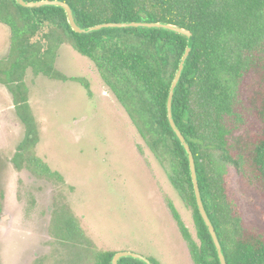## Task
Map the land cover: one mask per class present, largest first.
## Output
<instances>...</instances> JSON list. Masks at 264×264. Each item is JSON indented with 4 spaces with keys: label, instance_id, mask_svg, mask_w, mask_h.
<instances>
[{
    "label": "trees",
    "instance_id": "16d2710c",
    "mask_svg": "<svg viewBox=\"0 0 264 264\" xmlns=\"http://www.w3.org/2000/svg\"><path fill=\"white\" fill-rule=\"evenodd\" d=\"M62 1L71 6L80 27L146 20L175 24L192 33L193 46L173 96L174 121L194 155L204 206L227 264H264V228L254 226L244 215L233 196L228 169L215 157L219 151L236 169L247 171L255 187L264 190V0ZM0 23L10 31L8 52L0 57V84L10 92L24 126L14 155L17 166L24 161L35 173L62 178L32 151L39 128L25 76L30 70L35 76L66 80L55 61L59 47L67 44L93 62L145 144L164 164L173 188L192 210L197 240L173 203H167L192 263L220 264L196 206L187 155L167 118L168 93L187 37L142 27L77 33L63 8H28L16 0H0ZM44 27L47 30L34 39ZM254 78L260 89L250 95ZM70 79L89 88L81 78ZM247 132L250 137L240 148V136ZM54 225L62 240L75 249L84 248L87 264H111L115 251L99 248L89 239L83 241V231L71 210L61 212L60 208ZM119 264L145 263L123 257Z\"/></svg>",
    "mask_w": 264,
    "mask_h": 264
},
{
    "label": "rangeland",
    "instance_id": "374dc122",
    "mask_svg": "<svg viewBox=\"0 0 264 264\" xmlns=\"http://www.w3.org/2000/svg\"><path fill=\"white\" fill-rule=\"evenodd\" d=\"M9 44V28L0 23V57ZM55 67L66 80L28 70L25 81L39 128L32 151L61 179L35 173L24 161L19 167L15 163L24 126L10 92L0 84V264H87L84 248L75 249L59 236L54 218L60 208L71 210L83 241L99 248L131 251L157 264H193L167 203H173L197 240L192 210L93 62L63 44ZM70 77L81 78L89 88ZM259 89L254 78L249 94ZM247 133L240 136V148L250 137ZM215 157L227 167L244 215L264 228L263 188L255 187L247 171L236 169L219 151Z\"/></svg>",
    "mask_w": 264,
    "mask_h": 264
},
{
    "label": "water",
    "instance_id": "95a60500",
    "mask_svg": "<svg viewBox=\"0 0 264 264\" xmlns=\"http://www.w3.org/2000/svg\"><path fill=\"white\" fill-rule=\"evenodd\" d=\"M16 2L23 7H28L32 8L35 6H59L63 8L66 12L67 15V21L72 28L73 31L77 33H89L92 31H98L104 28H162L166 30H170L179 34H182L183 36L187 37V45L186 48L182 54V57L180 59V62L178 64V68L175 72V75L173 77V80L170 85L169 93H168V98H167V118L170 124V127L172 131L175 133L177 139L181 143L186 155L187 159L189 162V169H190V175H191V180L193 184V191L195 195V202L196 206L204 220L205 225L207 226V229L211 235V238L213 240V243L215 245L218 257H219V262L220 264H227L224 252H223V247L219 241L218 235L216 233L215 227L206 211V208L204 206V202L201 196V191L198 183V178H197V172H196V165H195V159L194 155L192 153V150L190 148V145L180 129L178 128L177 124L174 121L173 113H172V101H173V96L174 92L176 89V86L181 78L183 69L185 67L187 58L189 56V53L192 49L193 46V39H192V33L183 27H180L175 24L167 23V22H155V21H144V20H133V21H126V22H103L100 24H96L93 26L89 27H80L75 19H74V14L71 9V6L62 0H16ZM123 257H131L138 259L145 264H155L152 262L149 258L146 256H143L138 253H134L131 251H118L115 252L112 255L111 258V264H119V260Z\"/></svg>",
    "mask_w": 264,
    "mask_h": 264
},
{
    "label": "flooded vegetation",
    "instance_id": "af4514ba",
    "mask_svg": "<svg viewBox=\"0 0 264 264\" xmlns=\"http://www.w3.org/2000/svg\"><path fill=\"white\" fill-rule=\"evenodd\" d=\"M58 52V51H57Z\"/></svg>",
    "mask_w": 264,
    "mask_h": 264
}]
</instances>
